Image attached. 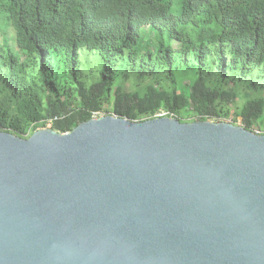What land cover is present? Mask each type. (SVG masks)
I'll use <instances>...</instances> for the list:
<instances>
[{
	"label": "water",
	"instance_id": "water-1",
	"mask_svg": "<svg viewBox=\"0 0 264 264\" xmlns=\"http://www.w3.org/2000/svg\"><path fill=\"white\" fill-rule=\"evenodd\" d=\"M0 264H264V135L168 117L0 130Z\"/></svg>",
	"mask_w": 264,
	"mask_h": 264
},
{
	"label": "trees",
	"instance_id": "trees-1",
	"mask_svg": "<svg viewBox=\"0 0 264 264\" xmlns=\"http://www.w3.org/2000/svg\"><path fill=\"white\" fill-rule=\"evenodd\" d=\"M0 30V130L19 138L47 128L70 132L100 112L104 99L113 100L116 117L133 122L158 110L168 118L220 122L216 101L229 97L223 83L229 67L240 69L230 82L235 91L251 88L245 78L253 70L255 84H264V0H0ZM81 48L104 61L100 80L89 87L77 78ZM190 53L199 65L214 53L219 72L211 66L207 78L200 73L181 93L171 84H146L125 95L119 84L109 98L120 64L141 79L163 71L171 83L176 57L188 63ZM69 88L79 99L75 110L60 101ZM235 119L249 131L262 124L264 94L247 99Z\"/></svg>",
	"mask_w": 264,
	"mask_h": 264
},
{
	"label": "rangeland",
	"instance_id": "rangeland-1",
	"mask_svg": "<svg viewBox=\"0 0 264 264\" xmlns=\"http://www.w3.org/2000/svg\"><path fill=\"white\" fill-rule=\"evenodd\" d=\"M8 32L11 33L10 31ZM7 38L8 40H11L12 36H8ZM2 43L3 33L0 30V44ZM172 45L175 48L178 47V44H176L175 42H172ZM10 46H14L12 42H10ZM78 56L79 64L77 69V78L79 83L83 84L85 87H89L90 85L97 83L100 80V73L104 67L103 59L96 51L89 52L84 48L79 49ZM214 58V53H210L206 57V62L202 65H199L194 53L189 54L188 63H182L178 60L179 58L176 57L172 79L170 80L171 83H169V81L165 78V73L163 71L156 73L151 79L148 78V76H144L143 79H141L142 75L138 71L130 70L126 67V65L120 64V72L118 73L116 80L113 81L114 86L112 87L111 93L108 96L110 99L113 98V91L119 84H122L125 95H130L132 92L140 89L141 87H144L146 84H150L156 89H160L162 87L171 89V84L172 87L174 86L178 88V93H181L183 92V90L186 91L189 84L195 81L199 77L200 73L205 78L208 77L209 72L212 71L211 66L215 67V65L212 64V60ZM126 63L127 61H125V64ZM214 70H218L219 72L218 66H216ZM227 72L228 75H224L223 83L225 86L228 85L224 90L227 94H229V97L225 98L222 101H216V104L218 109H220L222 113L220 122L231 123L237 126L238 122L235 119V115L239 113L242 105L247 99L258 98L261 94H264V84L263 82H259L257 85L255 84L254 79L258 77V73L256 70H253L249 72V75L245 78L247 79L246 83L253 89L249 88L248 86L240 87L238 85L240 89H238V91H235L232 87V83L230 82H232L234 79L240 78V69H231L229 67ZM252 72L256 73L257 76H253L251 74ZM219 75L220 74L217 73V79ZM222 76H220V78H222ZM217 79H215L214 81H216ZM59 86L61 87L62 83L58 81L56 88L58 89ZM75 92L76 91L74 88H69L68 91L60 96V101L66 100V103L69 105L70 110H75L79 107V99ZM112 103V99H104L102 102V110L98 112L99 116H114V113L112 111ZM187 110H192V104L188 106ZM162 111L163 110H158L152 115L145 114L141 117V121L150 120L156 117H166L161 115ZM176 118L182 120L183 123L197 122V117L195 115L191 118L185 119L181 114ZM251 132L257 135H264V121L262 124H255V126L252 127Z\"/></svg>",
	"mask_w": 264,
	"mask_h": 264
},
{
	"label": "built area",
	"instance_id": "built-area-1",
	"mask_svg": "<svg viewBox=\"0 0 264 264\" xmlns=\"http://www.w3.org/2000/svg\"><path fill=\"white\" fill-rule=\"evenodd\" d=\"M161 115L167 117V113L164 112V111H162ZM114 116H115V115H114ZM99 117H102V116H99L98 112H96V113H93L91 119H97V118H99ZM115 117H116V116H115ZM58 119H59L58 117H54V118H52V119L49 120V123L52 122V121L58 120Z\"/></svg>",
	"mask_w": 264,
	"mask_h": 264
},
{
	"label": "crops",
	"instance_id": "crops-1",
	"mask_svg": "<svg viewBox=\"0 0 264 264\" xmlns=\"http://www.w3.org/2000/svg\"><path fill=\"white\" fill-rule=\"evenodd\" d=\"M49 122V121H48Z\"/></svg>",
	"mask_w": 264,
	"mask_h": 264
}]
</instances>
